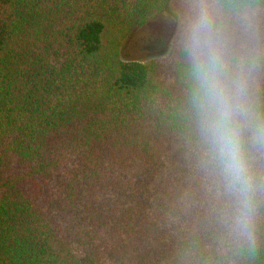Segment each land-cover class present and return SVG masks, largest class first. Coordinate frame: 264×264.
Segmentation results:
<instances>
[{
	"label": "trees",
	"instance_id": "obj_1",
	"mask_svg": "<svg viewBox=\"0 0 264 264\" xmlns=\"http://www.w3.org/2000/svg\"><path fill=\"white\" fill-rule=\"evenodd\" d=\"M168 1L0 0V264H264V190L238 235L202 157L185 45L199 0H181L165 58H122ZM209 3L264 114V0Z\"/></svg>",
	"mask_w": 264,
	"mask_h": 264
},
{
	"label": "clouds",
	"instance_id": "obj_2",
	"mask_svg": "<svg viewBox=\"0 0 264 264\" xmlns=\"http://www.w3.org/2000/svg\"><path fill=\"white\" fill-rule=\"evenodd\" d=\"M185 45L190 57V104L203 161L230 205L232 228L251 239L257 190H264V173L255 164V153H264V114L248 104L242 74L225 59L209 0H199Z\"/></svg>",
	"mask_w": 264,
	"mask_h": 264
},
{
	"label": "rangeland",
	"instance_id": "obj_3",
	"mask_svg": "<svg viewBox=\"0 0 264 264\" xmlns=\"http://www.w3.org/2000/svg\"><path fill=\"white\" fill-rule=\"evenodd\" d=\"M178 6L168 1L161 12L155 14L149 22L129 39L122 47L123 60L146 62L165 58L169 52L175 28L179 20Z\"/></svg>",
	"mask_w": 264,
	"mask_h": 264
}]
</instances>
